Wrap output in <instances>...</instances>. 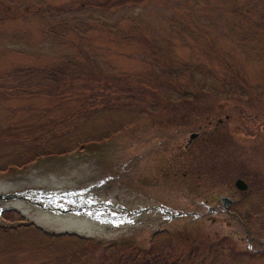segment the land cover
Masks as SVG:
<instances>
[{
	"label": "rangeland",
	"instance_id": "1",
	"mask_svg": "<svg viewBox=\"0 0 264 264\" xmlns=\"http://www.w3.org/2000/svg\"><path fill=\"white\" fill-rule=\"evenodd\" d=\"M240 1L0 0V74L27 67L37 77L17 92H0V127L44 124L47 133L57 129L65 150L3 169L29 142L0 143V226L30 225L0 237V264H264V252L246 250L236 217L206 209L249 171L253 190L262 189L250 201L257 211L249 216L246 200L234 209L251 233L264 235V50L258 60L243 45L264 33L253 17L237 25L223 14L225 4ZM245 1L261 3L264 14V0ZM131 19L137 33L128 32ZM64 66L75 70L71 82L35 85L47 80L45 70ZM185 67L204 71L196 90L186 73L173 80ZM204 81L239 96L206 92ZM136 82L144 86L138 92ZM176 91L191 94L178 98ZM85 136L94 139L75 144ZM201 146L232 151L233 163L203 167ZM56 196L75 201L73 210L57 212ZM110 206L124 209L125 218L93 213ZM174 212L201 216L169 218ZM46 232L82 241L46 243Z\"/></svg>",
	"mask_w": 264,
	"mask_h": 264
},
{
	"label": "trees",
	"instance_id": "2",
	"mask_svg": "<svg viewBox=\"0 0 264 264\" xmlns=\"http://www.w3.org/2000/svg\"><path fill=\"white\" fill-rule=\"evenodd\" d=\"M124 1H126V0H124ZM200 2H201V0H195V3H196L195 6L200 7V6L205 5V4H199ZM238 3L239 4L235 7H231V4H225L223 7L224 8L223 14H226V16L231 18V19H236L237 25H239V23H241V22H244L245 19H247L248 17H251V18L253 17L252 19L255 18L254 20H256V22H254L253 25L255 26V30L257 31V33H264V14L262 15L263 10H262L261 5H260L261 3L252 2V4L250 5V3L245 1V0L240 1ZM110 5L113 6L115 4H110ZM207 5H209V4H207ZM238 8L239 9L244 8L245 14L243 15L241 12H239ZM184 9H185V7L178 6L175 11L181 12ZM257 14H259L260 16L257 17ZM133 22H134L133 19H131V20H129V22H127V23H130V25L128 27L129 28L128 32L137 33V27L138 26H136V24L134 25ZM115 23L118 24L119 23L118 20ZM106 27H107V29H111L110 27H113V26H106ZM229 27H232V25H229ZM112 30H117V29L113 28ZM81 31L84 32V31H86V29L85 30L81 29ZM184 32H185V28L183 30H181L182 34ZM240 45H241V43H240ZM243 45L244 46L248 45V49H250L254 53V55L256 54V58L258 60L262 57L261 52L264 50V37L258 36V37L252 38V40H245L243 42ZM65 64L69 65L70 62L69 61L65 62ZM180 67H183V66L181 65ZM56 68H57L56 72L54 70H52V71L45 70L44 73L42 72V75L47 76V80H45V78H44V79H41L39 82L44 81L48 84L47 86L46 85H40L39 82H35V85L36 86H44L47 88L53 87L52 85H54L53 88L57 89L58 87H60L61 83L65 84L66 82H71L73 80V78L75 76V75H73L74 71H75L74 69H72L68 66L59 67V68L56 67ZM185 69H186V67L184 69L179 68V69L173 71L172 72L173 73L172 74L173 80L174 81H175V79L179 80V76L181 77L184 73H186V74H188L187 75L188 80L191 81L192 84L195 83L194 85H191V86H193V89L196 90L197 87H199V83L201 81H203V78L200 79V77H203L202 73H204V71L200 73V70H197L195 68L194 69L191 68V70L187 71V69H186V71L184 72L183 70H185ZM207 75H210V78H208L207 76H204L205 79L211 80L213 78L212 74L208 73ZM35 78H37L35 76V73L27 67L11 69L9 71H6L3 74H0V92H3V93H4V91H11V93L17 92L18 90H20L21 87H23L24 84L27 83V80L35 79ZM85 78L86 77H84L83 79H85ZM117 78L118 77L116 76L115 79H117ZM53 80H54V83H53ZM205 81L202 83L201 89H203L206 92H209L211 94H213V92H214V94L217 93L216 96H219L221 98H227L229 96H231V97H234V96L238 97L239 96V92H237V91L231 92L232 94L235 93L232 96L231 93H229L228 88L224 89L223 85L220 86L221 88H217V87L212 86V85L209 86L208 84L206 86ZM139 86L140 85L137 82L134 84V89L136 90V92H138V90H140ZM140 87H144V86H140ZM260 88L261 87L259 85H257L255 90L257 91V89H258L260 91ZM98 89H97V91H98ZM109 90H110V94L113 93V95H115V96H117L119 94V92L117 91V88H115L114 86L110 87ZM180 93H182V94L180 95ZM127 94L128 95L124 100L128 101L127 104L131 105V102L134 101V98L129 93H127ZM190 94H188L187 92L183 93V92H177L176 91L175 97L182 98V97H187ZM170 96H171V94H167V96L165 98H170ZM22 127L21 126L14 127L13 125L6 126L5 128L0 127V128H2V129H0V143L11 144V143L21 142L23 144H26L29 142V144L26 145V147L18 150L19 151L18 153H20V154L19 155L16 154L17 156L13 157L14 160H12V162H7L5 164V166L3 167V169L4 168H11V167L21 168L24 165H26L27 163L35 162L36 159H38L40 157L56 156V155H60L61 153H65L64 147L56 144V142H57L56 139L60 135L58 133V131H56L57 129H52V131L50 133H47L45 130L46 127L44 126V124L36 126L37 128H34L32 125L30 128L26 125H22ZM18 129H21L22 131L20 133H15L14 131L18 130ZM93 139L94 138H88L85 136V137H82L81 139H79L75 144H78V145L82 144L83 145V144H86ZM99 139H103V137L101 136L97 140H99ZM0 171H1V169H0ZM27 225L28 224H25V226L22 225V226H19L16 228L13 227L12 229L0 228V237H3V235H5V234L10 235V237H16V235H18L20 233L21 229L29 228L30 225H28V226ZM42 236H43L42 238H44V240H43L44 242L51 243V244L52 243H66V244L71 245V244L75 243L76 245H78V243L76 241H78V240L82 241L81 239H78L76 237L50 236V235L45 234V233H43ZM68 264H73V263L70 262Z\"/></svg>",
	"mask_w": 264,
	"mask_h": 264
},
{
	"label": "flooded vegetation",
	"instance_id": "3",
	"mask_svg": "<svg viewBox=\"0 0 264 264\" xmlns=\"http://www.w3.org/2000/svg\"><path fill=\"white\" fill-rule=\"evenodd\" d=\"M218 123L222 124L221 119H217L216 123L214 124L216 125ZM210 124H211V121L206 119V124L204 123V126L206 127L207 125H210ZM200 150H201L200 160H201V164L203 167L205 166L206 167H216V165L222 166L224 164H227L228 166H230L233 163V161L231 160L232 158H230L231 157L230 155H232L233 157L232 151H230L231 154L228 155L225 152L224 154L218 153L217 151H215L214 147L208 148V147L201 146ZM248 172L243 171L242 173H245V175L236 174L233 180V186L236 189V191H233V193L228 194V195L219 196L218 203H216L217 204L216 208H211L210 206H207V211L217 213V214H223L225 216H229L230 218L236 217L237 218L236 219L237 225H235L236 230L245 232L246 250L253 252V253H258V252H264V235L259 237L255 232L251 233V230L248 228L249 224L246 221H244L242 218H239L240 214L234 209V207L237 206L238 203H241L244 200H246L245 202H246V205L248 206V208H246L248 215L249 216L255 215V212L253 209L255 206L253 203H250V201L252 199L253 194L260 192V190L262 189H257L258 188L257 187L253 190L254 188L253 185L256 183L254 181L253 183H251L250 174ZM237 179H240L244 183L245 187L243 190H239L236 188L235 181ZM262 194H263L262 197L264 198V190L262 191ZM222 197H225L224 202L221 200ZM251 206H253V208H251Z\"/></svg>",
	"mask_w": 264,
	"mask_h": 264
},
{
	"label": "water",
	"instance_id": "4",
	"mask_svg": "<svg viewBox=\"0 0 264 264\" xmlns=\"http://www.w3.org/2000/svg\"><path fill=\"white\" fill-rule=\"evenodd\" d=\"M196 136V133H191L188 135V139H187V142H186V145L191 141V139H193L194 137ZM235 186L237 189L239 190H243L244 189V183L240 180V179H237L235 181ZM224 200V199H223Z\"/></svg>",
	"mask_w": 264,
	"mask_h": 264
},
{
	"label": "bare ground",
	"instance_id": "5",
	"mask_svg": "<svg viewBox=\"0 0 264 264\" xmlns=\"http://www.w3.org/2000/svg\"><path fill=\"white\" fill-rule=\"evenodd\" d=\"M229 88H230V87H229ZM231 89H232V88H231ZM232 92H234V90H233ZM230 93H231V91H230ZM234 94H235V93H234ZM234 94L231 93L232 96H233ZM236 95H237V94H236ZM216 125H217V124H216ZM249 196H251V195H249ZM247 197H248V196H247ZM242 201H243V200H242ZM19 205H20V204H19ZM22 208H23V207H22ZM251 208H253V206H251ZM253 209H254V208H253ZM256 209H257V208H256ZM254 211H255V210H254ZM256 211H257V210H256ZM256 211H255V212H256ZM47 213H48V212H47ZM74 213H75V212H74ZM39 214H40V213H39ZM49 219H50V218H48V220H49ZM53 219H54V218H53ZM40 220H43V219H40ZM40 220H39V221H40ZM39 221H38V222H39ZM43 221H44V220H43ZM81 224H83V223H81ZM68 227H72V226H68ZM75 228H76V227H75ZM82 229H83V228H82ZM68 230H69V229H68ZM84 230H85V229H84ZM91 230H92V229H91ZM74 231H75V230H74ZM70 232H71V231H70ZM96 232H97V231H96ZM82 234H83V233H82ZM186 240H187V239H186ZM187 242H188V240H187Z\"/></svg>",
	"mask_w": 264,
	"mask_h": 264
}]
</instances>
